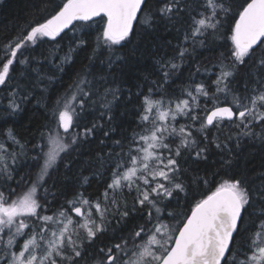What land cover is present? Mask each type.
Listing matches in <instances>:
<instances>
[{
  "label": "snow or ice",
  "instance_id": "snow-or-ice-1",
  "mask_svg": "<svg viewBox=\"0 0 264 264\" xmlns=\"http://www.w3.org/2000/svg\"><path fill=\"white\" fill-rule=\"evenodd\" d=\"M234 7L233 0H41L37 12L49 14L30 23L20 36L0 44V85H5L14 79L10 73L18 64L30 63L28 57L20 59L29 45H36L42 38L55 41L74 21L93 22L97 17L104 20L96 38L97 48L102 42L109 49L110 67L125 60L112 50L117 45L124 47L122 42H130L135 23L151 28L157 17L173 25L184 22L183 39L175 46L174 55L160 57L156 61L158 78L151 81L146 92L136 93L140 97V130L132 133L126 151L122 140L113 141L121 152L108 161L112 170L102 197L90 199L83 192H75L55 211L50 205L57 194L46 187L52 172L60 163L69 166L64 157L104 127L99 120L105 116L108 122L113 120L112 104L119 89L110 86L108 77L97 78L83 69L52 102V126L40 133L43 142L33 146L38 150L33 157L36 171L27 180L17 182L16 188L0 189V264H264V179L249 184L234 173L199 199L190 214L170 208L173 202L180 208L181 194L188 195L179 163L182 152L195 161L207 160L208 145L214 144L227 154L221 163L231 169L230 141L235 140L236 148L244 137L264 145V0H243L235 11ZM226 17L234 21L228 29L232 47L228 56L220 53L213 65L219 68L212 81L215 91L210 92L201 82L183 88L184 98L165 99L164 86L170 76L197 45L203 48L209 35L215 37ZM74 43L75 48L70 44L57 65L60 71L85 41ZM243 66L255 71L244 74L243 90L238 92L233 89L232 80ZM196 72H200L199 66ZM112 79L114 82L115 77ZM28 86L27 82L14 86L9 94V111L4 115L20 111L16 97ZM201 97L205 100L203 107ZM26 99L27 94L21 97ZM97 102H102L104 109L99 119L90 125L80 123L88 108ZM178 117L191 123L177 128ZM225 122L237 131L224 141L218 136L209 141V130L219 131ZM114 131L110 128L104 136ZM193 131L201 134L199 141ZM3 135L23 150L24 145L11 128ZM175 138H179V143L173 147L169 141ZM100 143L103 145L104 141ZM9 147L0 142V177L6 182L14 179L13 168L18 159ZM107 155L112 157L111 152ZM96 159L102 167L105 157L98 153ZM257 175L264 177V172ZM82 179L86 184L88 177ZM197 182L208 184L203 177H193L192 183ZM18 188L22 190L17 192ZM125 190L135 193L131 206L122 199ZM41 191L43 196L39 195ZM49 195L53 201L47 199ZM137 212L146 215V219L129 228L128 222ZM113 224L114 233L125 229L126 234L114 235L116 243L90 250Z\"/></svg>",
  "mask_w": 264,
  "mask_h": 264
},
{
  "label": "trees",
  "instance_id": "trees-1",
  "mask_svg": "<svg viewBox=\"0 0 264 264\" xmlns=\"http://www.w3.org/2000/svg\"><path fill=\"white\" fill-rule=\"evenodd\" d=\"M149 2L153 3L154 0H149ZM242 2L243 0H233L234 11ZM40 7L41 0H0V44L20 36L30 23L46 17L48 12L42 14L37 12ZM183 23L181 20L174 22L173 25L159 17H157V23H154L151 28L139 22L135 23L134 31L129 38L130 42H122L124 47L117 45L112 50L116 54L123 55L125 60L111 67L109 66V49L102 46V42L101 47L97 48L96 38L102 32L104 24V20L99 17L93 22H74L55 41L42 38L37 41L36 45H29L23 51L20 59L28 57L30 63L28 65L18 64L10 73L14 79L8 80L5 85H0V142H6L10 146L9 151H15L18 156L17 164L13 168L14 179L6 182L3 177H0V189H6L9 186L16 188L17 182H21L22 178L27 180L36 171V161L33 160V157L37 156L38 150H34L33 146L43 142L40 133L46 131L48 126H52L50 119L52 102L74 82L78 73L87 69L92 73V76L97 78L108 77L110 86L119 89L117 99L112 104L113 120L108 122L106 116L99 120V123L104 127L98 130L94 137L75 146L64 157L65 162H70L69 166L65 167L64 163H60L57 170L52 172V177L46 187L57 194L54 202L50 205L52 211L63 205L66 199H71L75 192H83L90 199L102 197L112 170L108 161L114 160L115 154L121 152V148L114 145L113 141L122 140L126 151L132 133L140 130L138 127L140 97L136 93L138 91L146 92L147 88L151 86V81L158 78L159 66L156 61L160 57L167 58V56L174 55L175 46L183 39ZM232 23L234 21L230 17H226L224 26L215 37L208 36L205 47L201 48L197 45L191 55L185 57L179 70L170 76L169 83L164 86L165 99L184 98L182 96L183 88L201 82L210 92L215 91L212 81L216 79L219 68L213 67V65L217 63L220 53H224L225 56L229 54L232 45L228 39L230 35L228 29ZM178 29L180 30L178 31ZM74 40H83L85 43L76 48L72 53L71 62L64 64L63 71H60L57 65L61 63V58L68 52L70 44L75 48ZM184 46L192 47L191 44ZM112 58L115 59L114 56ZM197 66L200 68L199 73L196 72ZM251 71H255V69L247 66L239 68L235 79L232 80V87L235 91L242 92L245 83L244 74ZM49 77L53 79L49 81ZM113 77H115L114 82ZM91 78L90 76L89 79ZM25 82L29 86L25 92H20L16 97V101L21 104L20 111L4 115L9 111L7 109L9 94L13 91L14 86L22 85ZM25 94H27V99L21 100ZM154 98L158 99L159 96ZM96 99L93 97V100ZM111 99L112 97L109 96V100ZM101 103L97 102L89 107L80 123L90 125L93 121L98 120L100 113L104 111L100 106ZM200 104L202 107L205 104L203 97L200 99ZM200 115L203 116L204 113L201 112ZM188 123L191 121L185 117H178L176 127L179 128L180 125ZM9 128L13 130L20 144L24 145L23 150L18 145L12 144L10 140H6L3 133ZM110 128L115 131L109 132V136L105 137L104 132ZM255 130L260 131L259 128ZM236 131L237 129L230 127L228 122H225L219 131L216 128L209 130V141L213 136H218L221 141H224L227 136ZM193 135L198 141L201 139L200 133L193 131ZM101 140L104 141L103 145L100 143ZM169 142L175 147L179 143V138ZM229 147L233 148L231 169L221 163L222 157L226 158L227 154L216 149L214 144L208 145L207 160L195 161L187 152H182L179 163L181 169L184 170L183 179L188 186V195L181 194V207L176 208L175 202H173L170 205L171 209L189 213L190 208L199 199L210 194L222 180L230 178L234 173L246 179L249 184H256L264 179L257 175V173L264 172V145H261L258 140L244 137L239 148L235 147L234 139L229 142ZM109 152L112 153L111 158L107 155ZM98 153L105 157L102 167L101 162L96 159ZM195 176L207 179L208 184L200 182L193 184L192 178ZM83 177H88L86 184L83 183ZM53 184L55 187H52ZM21 190L18 188L17 192ZM60 192H64L66 195H59ZM39 195L43 196V191ZM134 195V192L129 193L125 190L122 199H126L131 206ZM47 199L53 201L54 198L49 195ZM144 219H146V215L137 212L134 219L128 222V227L130 228L134 222L143 223ZM115 227L116 225L113 224L106 233L100 235L90 250L94 251L99 247L118 242L113 239V236H119L122 232L126 234V230L119 229L114 233L113 228Z\"/></svg>",
  "mask_w": 264,
  "mask_h": 264
},
{
  "label": "water",
  "instance_id": "water-1",
  "mask_svg": "<svg viewBox=\"0 0 264 264\" xmlns=\"http://www.w3.org/2000/svg\"><path fill=\"white\" fill-rule=\"evenodd\" d=\"M97 18H98V17H97ZM94 19H96V18H94ZM74 22H76V21H74ZM74 22H73V23H74ZM134 25H135V24H134ZM188 214H190V212H189Z\"/></svg>",
  "mask_w": 264,
  "mask_h": 264
},
{
  "label": "bare ground",
  "instance_id": "bare-ground-1",
  "mask_svg": "<svg viewBox=\"0 0 264 264\" xmlns=\"http://www.w3.org/2000/svg\"><path fill=\"white\" fill-rule=\"evenodd\" d=\"M182 88V87H181ZM175 142V141H174Z\"/></svg>",
  "mask_w": 264,
  "mask_h": 264
},
{
  "label": "rangeland",
  "instance_id": "rangeland-1",
  "mask_svg": "<svg viewBox=\"0 0 264 264\" xmlns=\"http://www.w3.org/2000/svg\"><path fill=\"white\" fill-rule=\"evenodd\" d=\"M21 243H22V241H21Z\"/></svg>",
  "mask_w": 264,
  "mask_h": 264
}]
</instances>
